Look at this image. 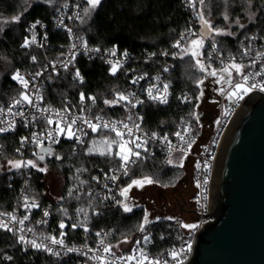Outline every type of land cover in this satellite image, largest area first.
I'll return each instance as SVG.
<instances>
[{
    "label": "trees",
    "instance_id": "obj_1",
    "mask_svg": "<svg viewBox=\"0 0 264 264\" xmlns=\"http://www.w3.org/2000/svg\"><path fill=\"white\" fill-rule=\"evenodd\" d=\"M27 0H0V54L8 60L11 70L7 71L0 80V101L6 102L16 98L20 89L13 82L12 76L17 69L36 71L44 66V57L41 52L22 47L28 35L31 23L39 21L47 26L49 33V46L47 56L51 60L63 58L70 48L67 32L57 30L52 24L55 10L62 4H81L86 8L87 0H57L53 6L45 2H35L26 5ZM197 12H202L204 17L217 20L212 27L224 26L221 15L224 9L228 10L232 18H244L246 5L251 10L257 11L256 21L243 29H236L235 35L216 34L210 38L217 44V51L225 58L231 56L241 59L245 65L247 57L242 56L243 48L249 45L246 37L255 36L251 41L253 53L264 51V0H191ZM187 0H101L100 5L91 13L84 16L83 22L77 25L79 38L90 46L97 47L101 52L115 48V51L126 52L129 61L118 68L115 75L110 72L102 56L87 59L78 55L73 66L67 71L51 73L45 78L44 104L48 107L59 109L68 108L70 103L76 104L81 99L91 103L90 97H95L96 111L107 117H120L121 105H106L105 100H114L115 93L131 92L133 80L140 73H154L165 64H169L171 71V99L165 105L146 102L142 107V128L147 133L169 135L172 137L178 129L182 119H194L193 112L197 114L201 100L199 96L202 87H197L196 81L200 80L204 72L195 67V60L191 55H184L176 51L174 45L177 41L188 46L193 37L189 35L191 13L186 7ZM28 6V7H27ZM27 7V9H26ZM19 16L18 23H9V20ZM209 20V19H208ZM7 21V23H4ZM200 22L199 16L197 23ZM184 34V39H181ZM200 51L203 53L202 61L205 65L211 64L213 69L221 66L212 57L210 47L205 45ZM168 54L165 59L164 54ZM35 57V60L32 58ZM33 61V62H32ZM77 70L82 77V82L75 77ZM204 93V92H203ZM190 97L188 102L186 97ZM217 99L215 108L217 112ZM197 121V120H196ZM202 129L197 127V134ZM23 132L17 131L13 135H6L1 139L3 152L0 157L8 160H18L19 139ZM112 135L99 131L91 136L86 145H75L64 141L56 147L54 156L45 164L55 167L62 177L60 196L53 200L47 195L44 183L45 172L30 167L29 172L20 169L11 173L0 175V212L13 211L20 198L27 193L31 200L38 204L34 209V216L40 217L42 210L48 205L52 206L48 232H53L67 242L95 243L103 233L111 235L110 243L116 252L118 244L122 241L140 239L149 236L153 240L154 249L158 253L177 244L175 240V227L180 220L164 219L144 225V231H139L145 215L144 209H134L125 212L123 206H117L108 201L104 196L91 193L96 184L94 178L106 177L121 171V161L117 156L101 155L104 150L99 144V149L89 153L88 148L93 147V138L100 141L103 137ZM59 157V159H57ZM121 187H127L133 179L151 177L159 185H173L186 178L183 167L168 166L162 161L159 152L148 153L138 159L124 176L121 174ZM84 181L85 183H81ZM26 182V183H25ZM26 184V185H25ZM71 190V195L69 191ZM78 197V198H77ZM84 212H78V209ZM65 227L61 229L60 224ZM73 225H77L73 227ZM83 225V226H79ZM85 228L88 230L85 231ZM61 232L64 236L61 237ZM100 233L99 236L96 234ZM7 257H11L8 259ZM0 264H73L70 259L60 258L43 249L23 245L10 231L0 229Z\"/></svg>",
    "mask_w": 264,
    "mask_h": 264
},
{
    "label": "built area",
    "instance_id": "obj_2",
    "mask_svg": "<svg viewBox=\"0 0 264 264\" xmlns=\"http://www.w3.org/2000/svg\"><path fill=\"white\" fill-rule=\"evenodd\" d=\"M67 5V7H65ZM194 5V6H193ZM186 7L191 13V25H190V32L196 33V35H190L193 37V39H197L200 34V22L197 23L198 15H197V9L195 7V4L193 1L190 2V0H187ZM77 14H79L81 17H83V8L81 4H62L60 5L54 12L53 18H52V24L57 30L65 31L67 32L69 36L70 41V48L67 50L63 58L59 60H51L47 56L46 49L49 46V33L47 31V26L43 23H31L28 27V35L27 39L30 41L29 45L26 47L28 49H34L36 51H39L42 53L44 57V66L36 71H25L22 69H17L16 72H19L23 75L25 80H27L28 87L25 89L17 80L13 79V82L17 85V87L20 89L21 92H27V94L31 97L33 104L36 105V107H33L31 105H28L27 103H24L22 105H17L12 108V111L14 113L16 112H23V116H12L7 114H0V121H3V123H0V128H7L9 127V123L14 124L13 127L9 128L8 131L0 132V155L3 152V147L1 145V139L6 135H13L17 131L21 130L23 132L22 136L19 139L20 143V149L18 151L19 159L21 161H27V160H34V161H40L38 159V155H44V157H53L56 153V147H58L62 142L67 141L74 143L75 145H86L87 142H89L91 136L95 135V133H98L99 131H105L109 134H111V138L115 139L116 134L115 132L110 131L109 129H103L101 128L97 132H93L91 128H89L86 124L83 123L82 120L78 119L76 124L73 125V130H76L78 128H82L84 132L87 133V135H84L82 132L77 131L76 135L80 136V142H78L75 137L68 138L67 133L65 134H57L54 129H56V123L55 121L58 119V117L55 115V111H60L63 113L69 120L71 121L72 117H84L87 119H91L93 123H97L96 117H102V122H124L129 125V127H133L134 123L139 125V131L134 130V137H140V140H137V143H141L142 141H147V144L145 147H147L148 151L144 152L143 149H137L141 152V157H145L148 153H154L159 152L162 155V161L165 165L168 166H177L180 160V157L183 155L182 152L173 150L171 152V155L169 154V141L172 145H175L177 147H184L187 148V145H184L183 142L177 137L175 134L170 137L169 135H159L157 134L155 138L152 137L151 133H147L143 128V114H142V107L146 102H151L158 105H165L167 104L171 99V82L169 79V72L171 71V67L169 64H165L160 70L154 72V73H140L138 74L134 80H136V83H133V87L131 89L130 93H134V97H130L132 100V103H135L136 100L142 101V103H137L135 107H132L131 104H128L125 101L120 102L121 105V116L120 117H107L104 114L96 111L95 104L93 101L89 103L87 100H83L81 102V99L76 103H70L68 101V111L65 112V109H59L55 107H48L44 104V85H45V78L51 74V73H57L59 71H67L70 69L72 64L74 63L75 59L78 57V55H83L87 59H93L97 56H102L105 63L111 67V64L108 61H121L122 64L120 67L124 66L129 61V56L124 55L125 52L120 53L116 52L115 56L111 55V50H107L105 52H101L97 47L90 46L86 42L82 41L78 34H77V25L81 21L77 18ZM35 24V28L32 27V25ZM69 29L71 32H69ZM189 32V33H190ZM33 33L35 34V43H31ZM212 43L210 39L206 40L204 38V46L207 45L210 47L211 55L212 57L219 63L221 67L223 65L221 64V60H223L225 63L229 61L228 58H225L221 53H218V51H213ZM75 45V47H73ZM181 47H175L176 51L180 52L181 48L184 47L183 43H180ZM247 47V46H246ZM98 49L99 51H95ZM217 49V44H216ZM74 54V58H73ZM165 59L168 58V54H164L163 56ZM247 63L250 64L251 60L255 57V54L252 52L250 56H246ZM69 61H71L69 63ZM236 61L239 63L242 60L237 59ZM33 62V61H32ZM67 63V69L64 68V64ZM261 64H264V60L259 61L255 68H245V72L254 71L258 72L260 71ZM119 67V68H120ZM167 68V71L165 69ZM37 73H40V75H37ZM13 74V75H14ZM233 76L235 77V73L233 72ZM140 77H143V79H139ZM156 77H159L157 80ZM237 80L238 77H235ZM133 80V81H134ZM257 81L264 80V75L256 77ZM251 82V81H250ZM167 84V102L161 103L159 100H153L149 98L148 95V89H153V95H159L161 98L165 95L164 93V85ZM154 86V87H153ZM157 89L159 92H157ZM254 92H260L264 94V92L257 90H253L252 92L248 93L244 96L242 100H239L237 103L233 104L229 102L228 99L225 98L224 95L218 93V99H217V112L215 113V117L213 120V124H209L201 119V115L199 111L197 110V115L199 117V123H197L194 119H187L184 118L180 122L178 129L175 133L180 132L182 135L185 136V139H195V143L192 144L191 149L188 151V154L186 158L183 160V168L186 170V174L191 175L194 184H195V191L193 192L192 198L190 200V203L183 199L182 197L179 200L178 206L179 211L182 213L191 214L192 220L191 221H184L182 223L184 224H197L198 227L194 230L185 229L180 226V223H178L175 227V240L177 241V244L173 247L164 250L160 253L154 249L153 240L150 238L149 242L144 241V236L140 239H132L129 241L130 245L123 249L121 252H116L112 247V252L115 253V257L111 256L108 253L103 252L104 245H110V239L111 235L108 233H103L102 236L95 242H85V243H75V242H67L64 240L65 247H61L60 245H53L50 243L48 239H44V237H51L54 236L57 239H61L57 235H55L53 232H48L47 227L50 220V212L52 209V206L48 205L46 208L42 210V214L40 217L34 216V209L38 208V204L31 200L28 197V194L25 193L19 200V203L17 207L11 211V212H0L4 213L5 215L0 216V221H4L8 224V227L11 229L10 232H12L18 239L21 235L25 236L26 240L36 239L37 243H40L43 241L45 245H48L53 249V251H58L60 255L58 257L64 258V259H70L73 264H101L100 260H93L89 259V257H92L93 255L96 256H104L107 258L108 261L115 260V264H136V261H124V260H116V257L120 256H128V255H137V253H133V248L140 249L142 248L144 252L149 256L150 259L156 260L160 259L162 262L164 260L168 261V264H177L175 260H172L171 256L169 255L170 251L177 250L179 251L181 248L186 249L183 255L180 257V259L183 261V264H190L193 261V258L195 256V251L197 247V239L200 233L204 230L205 225L208 222H214L217 219V216L209 213V207H210V191H211V181H212V173L214 171V164L216 161V157L219 151L220 144L222 142V139L238 110L244 105L248 97L253 94ZM20 96V94H19ZM10 99L6 102L0 101V108H3L5 110L8 109L9 106L12 105L13 101L17 98ZM37 96L40 97V99H37ZM186 100L188 102L191 101L190 97H186ZM46 108H50L54 111L50 112H44L43 110ZM83 109V111H81ZM227 110L228 114L225 115V111ZM131 116V119L129 117ZM33 117H36L37 119H33ZM45 117H50L54 123L52 125H49L47 123V119ZM217 121H220V123H217ZM202 129L201 134H197V127ZM211 125V129L207 130V126ZM61 127H65L64 123L61 122ZM121 125L117 123V128L119 129ZM190 128L191 131L188 133H185V129ZM52 132L53 138L56 139L57 142H53V139L48 137V133ZM127 130H125L126 132ZM33 133H36L38 135V142H34L33 140ZM167 136V140H163L162 138ZM22 138H27L24 140V143L22 144ZM125 139H129L127 135H125ZM42 146H49L54 149V152L51 154H40L39 149ZM131 146V145H130ZM117 146L114 145V149L112 151V156H116L117 152ZM173 160L172 164L168 163L169 159ZM133 159H136L133 157ZM138 160V159H137ZM136 160V161H137ZM197 162L200 163V168L198 169L196 167ZM207 162V168L205 167V163ZM133 164L129 165V168ZM20 170L24 173L30 171V167H21ZM121 174L126 176L124 174V170L121 169L119 173H114L105 179H98L95 178V185L91 189V193L97 194L99 196H104L106 200L111 201L115 203L117 206H123L121 203H117V201H122L124 203L125 198L120 195L121 190L123 187H121ZM115 176L116 179L112 180L111 177ZM186 176L185 179L188 177ZM207 179V184H204V180ZM26 183V182H25ZM198 184L200 185L198 187ZM26 185V184H25ZM25 197H27V201L25 200ZM206 198V199H205ZM199 200V203L197 202ZM32 205L33 203L36 205L35 207H25V204ZM189 204H192L193 210H189L188 206ZM203 205V207L201 206ZM189 210V211H187ZM45 211L48 212V216H45ZM10 214V215H9ZM15 216L16 219L12 220L11 217ZM24 216H28V219L24 221L23 224H20L19 221L23 220ZM174 220V219H173ZM31 228L33 231H28V229ZM3 229V228H0ZM20 229H23V231H20ZM7 230V229H3ZM9 231V230H7ZM103 240L104 244L102 245L100 241ZM139 240L140 244L137 245L136 241ZM23 245H26L28 247H32L30 244H26L21 242ZM187 244L191 245L190 250H187ZM67 248H75L79 251L74 252H67ZM43 249V248H41ZM88 249H92L93 251H88ZM44 250V249H43ZM49 253V252H48ZM83 253H87V255H84ZM51 254V253H50ZM139 258V257H138ZM145 264H147V261H145Z\"/></svg>",
    "mask_w": 264,
    "mask_h": 264
},
{
    "label": "snow or ice",
    "instance_id": "obj_3",
    "mask_svg": "<svg viewBox=\"0 0 264 264\" xmlns=\"http://www.w3.org/2000/svg\"><path fill=\"white\" fill-rule=\"evenodd\" d=\"M191 2V0H190ZM101 0H87V7L83 9L84 12V16H90L91 13L100 5ZM200 3L203 4L204 0H200ZM251 3V0H249V4ZM194 6V5H193ZM65 7H67V5H65ZM197 15L199 16L200 22H201V32L198 36L197 39H193L190 41L189 45L186 47L181 48V51L184 55H191V57L195 60V67L198 68L199 71L206 73V76H210V77H215V83L222 85L218 91L220 94L224 95L226 99H228L231 103L235 104L237 103L239 100H242L244 98L245 95H247L248 93L252 92L253 90H259L261 92H264V80L261 81H257L256 77L258 76H262L264 75V64H261L260 67V71L258 72H254V71H249V72H245V68H255L256 64L261 61L264 60V51H257L255 53V57L251 60L250 64L245 65L243 62H237L236 58L231 56V54H229V61L227 63H225L223 60H221V64L223 65V67L219 68V69H213L211 64L205 65L204 62L202 61V59H200V57H202L203 53L200 51V49H202L204 47V38L208 37L211 33H215L216 35H234L233 33H231L230 31H225L223 29H219V28H213L211 22L206 19L203 15L202 12H198ZM250 18H252L254 16L253 13H249ZM77 18L80 19L83 22V17H81L79 14H77ZM225 20L228 19V16L225 14ZM14 21H19L20 17L16 16L12 18ZM4 23H7V21H4ZM36 23H39V21H37ZM236 23L239 25L240 28H244L243 24L239 23V20L237 19ZM33 28H35V24L32 25ZM0 30H2V28H0ZM69 32H71V30L69 29ZM189 35H196V33H189ZM184 34H181V39L183 40ZM246 39L249 40V45L247 47H244L242 44V48H243V53L242 56H250L252 51H253V47H252V43L251 41H254L256 39L255 36L252 37H246ZM30 41L26 38L24 44L22 45V47H27L29 45ZM31 43H35V34L33 33V37H32V41ZM73 47H75V45H73ZM174 47H178L180 48V41H177L176 44L174 45ZM212 48L213 51H216V42L215 39L213 38V43H212ZM95 51H99L98 49H96ZM116 52H115V48H113L111 50V55L115 56ZM166 54V53H165ZM125 56H127V53H124ZM73 58H74V54H73ZM33 60H35V57L32 58ZM209 59H211V54H209ZM71 61H69L70 63ZM111 64V68H110V72L112 75H115L116 72L118 71V68L121 66L122 62L121 61H108ZM64 68L67 69V63H65ZM165 71H167V68L165 69ZM233 72L235 73V77H238L239 79L237 80L234 76H233ZM37 75H40V73H37ZM75 77L79 78L82 82V77H80V73L77 70V72L75 73ZM12 79L17 80L25 89H27L28 87V81L25 80V78L23 77L22 74H20L19 72H16L13 76ZM139 79H143V77H140ZM156 79L158 80L159 77H156ZM251 81V82H250ZM137 81L134 80L133 83H136ZM203 79H200L198 81H196L197 83V87H199L201 84H203ZM154 87V86H153ZM167 88L168 85L165 84L164 85V93L165 95L163 96V98H161L159 95H153V89L149 88L148 91V95L150 99L153 100H159L161 103H166L167 102ZM157 92H159V90L157 89ZM134 93H128L127 95H125L123 92H117L115 93L116 98L114 100H105L104 103L106 105H114L117 103H120L122 101L127 102L128 104H131L132 107H135L137 103H142V101L140 100H136L135 103H132V100L130 99V97H134ZM203 96V90H201L199 96H197V99L199 100L200 97ZM37 99H40L39 96H37ZM89 99H91L93 101V103H95V97H90ZM84 100V94L81 93V102H83ZM24 103H27L28 105H31L33 107H36V105L33 104V101L31 99V97L27 94V92H21L19 98L15 99L12 103L11 106L8 107V109L5 110L3 108H0V114H7V115H12V116H23L24 113L23 112H16L14 113L12 111V108L17 106V105H22ZM44 112H50V111H54L50 108H46L43 110ZM65 112L68 111V109L66 108L64 110ZM81 111H83V109H81ZM228 112L227 110L225 111V115H227ZM55 115L58 117V119L55 121L56 123V129H54V131L59 135V134H65L67 133L68 138H73L75 137V139L80 142V136L76 135V132H82L84 135H87L86 132L83 131L82 128H78L76 130H73V125L76 124L77 120L80 119L83 121L84 124H86L89 128H91V130L93 132H97L98 130H100L101 128L103 129H109L112 132H115L116 134V138L113 139L111 137H103L102 140L99 141V143L104 147L103 151H100L101 155H112V147L113 145H116L118 148V151L115 153L116 156L120 159L121 161V165L120 167L124 170V174L127 175L128 171H129V165L130 164H134L136 163L137 159H141V152L138 151L137 149H143L144 152H147L148 149L147 147H145V145L147 144V141H142L141 143H137V140H140V137H134V130L139 131V125L135 124L133 125V127H129V125L127 123L124 122H102L103 118L97 116L96 120L97 123H93L91 119H87L84 117H72L71 121L69 122L68 118L61 113L60 111H55ZM192 115L194 116V118L197 120V123H199V117L198 115L193 112ZM47 119V123L49 125H52L54 123V121L50 118V117H45ZM33 119H37L36 117H33ZM129 119H131V116L129 117ZM61 122L64 123L65 127H61L60 124ZM0 123H3V121H0ZM117 123H119L121 125V127L118 129L117 128ZM217 123H220V121H217ZM14 124L9 123V127L7 128H0V132H5L8 131L9 128L13 127ZM125 130H127L125 132ZM191 129L190 128H186L185 129V133L190 132ZM125 135H127L129 137V139H125ZM156 133L152 134V137L155 138L156 137ZM175 135L177 137H179V139L183 142L184 145H187V148L184 147H177L175 145H172L171 142L169 141V154L171 155V152L173 150L176 151H180L183 153V155L180 157L179 163H178V167H182L183 166V160L184 158H186L188 151L191 149L192 144L195 143V139H185V136L182 135L180 132L175 133ZM48 137L53 139V142H57L55 138H53L52 136V132L50 131L48 133ZM27 138H22L21 143H24V140H26ZM163 140H167V136L162 138ZM33 140L34 142H38V135L36 133H33ZM97 144V141H93V147H90L87 149V151L89 153L97 150L95 145ZM131 145V146H130ZM19 151V149L17 150ZM43 151L50 153L52 150L51 148L48 149H43ZM133 157H135L136 159H133ZM38 159L40 161L44 160V155H38ZM57 159H59V157H57ZM169 164L173 163V160L170 158L168 160ZM8 164L11 166V168H15V169H20L21 167H37V164L35 161L33 160H27V161H21V160H9ZM207 162L205 163V167L207 168ZM196 167L199 169L200 168V163L197 162ZM40 171H46V168H40ZM95 179V178H94ZM112 180H115L116 177L112 176L111 177ZM155 181L152 180L151 177H143L142 179H133L132 182L125 188H123L120 192V195L123 196L125 198V200L128 199V192L129 190L135 186V187H143L145 184H152ZM81 183H85L84 181H82ZM204 184H207V179L204 180ZM200 185L198 184V187ZM69 195H71V190L69 191ZM78 198V197H77ZM206 199V198H205ZM25 200L27 201V197H25ZM199 203V200L197 201ZM117 203H121L123 205V210L125 212H131L132 208L128 206L127 203H123L122 201H117ZM36 205L33 203L32 205H28L27 203L25 204V207H35ZM203 207V205H201ZM78 212H84V209H78ZM5 215L4 213H0V216ZM10 215V214H9ZM45 216H48V212L45 211L44 213ZM12 220H15L16 217L12 216L11 217ZM28 219V216H24L23 220H20L19 223L23 224L25 220ZM168 219H173L171 217H169ZM150 223L149 219H148V213L147 211H145V215L143 218V223L141 224L139 231L143 232L144 231V225ZM77 225H73V227H76ZM79 226H83V225H79ZM180 226L185 228V229H189V230H194L198 227L197 224H184L182 222H180ZM61 229H63L65 227V225L63 223L60 224ZM0 228L3 229H7L9 231H11V229L8 227V224L5 223L4 221H0ZM88 229L85 228V231H87ZM20 231H23V229H20ZM28 231H33V229L29 228ZM61 237L64 236V233L61 232ZM97 236L100 235V233L96 234ZM44 239H48L50 241L51 244L53 245H60L61 247H65L64 245V240L61 239H57L54 236L51 237H44ZM149 236H144V241L145 242H149ZM19 241L26 243V244H30L32 247L37 248V249H41L43 248L45 251L51 253L52 255L55 256H59L60 253L58 251H53V249L51 247H49L48 245H45L43 243V241H41L40 243H37L36 239H31V240H26L25 236L21 235L19 237ZM124 242H127V239H125ZM100 243L103 245L104 241L101 240ZM136 244L139 245L140 241L137 240ZM191 245L187 244V250H190ZM186 249L181 248L179 251L177 250H172L170 251L169 255L171 256L172 260H175L177 262V264H183V261L180 259V257L183 255V253L185 252ZM74 251H79L78 249L75 248H67V252H74ZM88 251H93L92 249H88ZM133 253H137V255H128V256H120V257H116V260H124V261H136V264H145V261H147V264H168L167 260H164L163 262L160 259H156V260H152L149 258V256L144 252V250L142 248L137 249V248H133ZM103 252L104 253H108L111 256L115 257V253L112 252V246L110 245H104L103 247ZM84 255H87V253H83ZM139 257V258H138ZM8 259H11V257H7ZM89 259H93V260H100L101 264H115V260L112 261H108L106 257L104 256H96L93 255L92 257H89Z\"/></svg>",
    "mask_w": 264,
    "mask_h": 264
},
{
    "label": "water",
    "instance_id": "obj_4",
    "mask_svg": "<svg viewBox=\"0 0 264 264\" xmlns=\"http://www.w3.org/2000/svg\"><path fill=\"white\" fill-rule=\"evenodd\" d=\"M48 148L50 153L43 151ZM53 152L49 146L39 149L40 154ZM50 159L44 157L43 162ZM209 213L217 219L198 236L190 264H264V94L260 92L248 97L222 139L212 173Z\"/></svg>",
    "mask_w": 264,
    "mask_h": 264
},
{
    "label": "rangeland",
    "instance_id": "obj_5",
    "mask_svg": "<svg viewBox=\"0 0 264 264\" xmlns=\"http://www.w3.org/2000/svg\"><path fill=\"white\" fill-rule=\"evenodd\" d=\"M45 2L50 6H53L56 4L57 0H27L26 5H30L35 2ZM27 6V7H28ZM26 7V9H27ZM249 13H253L254 16L250 18ZM225 14L228 16V19L225 20ZM245 17L240 18H232L231 14L228 12V10L224 9L221 13L223 19H224V26L219 27V29H223L225 31H230L235 35L236 29H243L240 28L239 25L236 23L237 19L239 20L240 24L244 25V28L255 22L256 21V16H257V11L251 10L250 6L246 5V10H244ZM16 17V16H15ZM209 21L211 24H213L217 18L213 19L212 17H208ZM19 21H14L12 18L9 20V23H18ZM217 37H220L221 35H216ZM228 36V35H226ZM232 36V35H229ZM11 70V66L9 65L8 60L0 54V80L2 78V75H4L7 71ZM198 70V68H197ZM199 71V70H198ZM208 78L209 76H206V73H204V76L200 77V79H203V84L200 86L203 89V86H206L208 83ZM213 84V83H212ZM216 109V108H215ZM213 122L211 123V125ZM211 125L207 126V130L211 129ZM109 137V136H107ZM93 141H97V144L95 145L96 149H99V141L96 140L95 138L92 139L91 143L93 145ZM114 149V145L112 147V151ZM118 151V149H117ZM96 152V151H95ZM112 156V155H111ZM8 159L0 157V175L1 174H6V173H11L14 170H17L15 168H11V166L8 164ZM15 161V160H13ZM34 161V160H33ZM37 164L36 169L40 168H46L45 174H44V183L47 187V195L53 200H57L60 196L61 192V187H62V177L58 173L55 167L49 166L45 164L43 161H35ZM188 178L184 181L183 184H171L168 186L164 185H159L157 182H154L152 184H145L143 187H135L133 186L129 192H128V199L124 201V203H127L129 207L132 208L133 205H144L146 207L147 213H148V219L150 223H152L153 217L157 215H161L168 219L169 217L173 218L174 220H180L182 222L184 221H191L192 220V215L187 214V213H182L178 211L176 208H170L169 203L171 202L172 198L174 195H178L180 190L182 189H187L191 188L192 192L191 195L189 196V202L192 198L193 192L195 191V184L194 181L191 177V175L187 176ZM153 180V178H152ZM155 181V180H153ZM190 209V205L188 206ZM133 210V208H132ZM189 211V210H187ZM148 223V224H150ZM130 240H127V242L122 241L121 243L118 244V249L123 250L129 246Z\"/></svg>",
    "mask_w": 264,
    "mask_h": 264
},
{
    "label": "flooded vegetation",
    "instance_id": "obj_6",
    "mask_svg": "<svg viewBox=\"0 0 264 264\" xmlns=\"http://www.w3.org/2000/svg\"><path fill=\"white\" fill-rule=\"evenodd\" d=\"M215 79H216L215 77L209 76L207 85L203 86L204 97L202 98L201 104L198 107V111L201 115V119H203V121H205L206 123L208 121L209 124L212 123L214 120L215 113H216L215 98L219 93L218 89L222 86V85L216 84L214 82ZM191 192H192L191 188L180 190L178 195H174V197L172 198L171 202L169 203V207L176 208L179 211L178 203H179L180 198L182 197L183 199L188 201V203H190L189 196L191 195ZM189 205H190L189 210H193L192 204H189ZM137 207H141V209L147 210L144 205L135 204L132 206L133 210ZM164 219L166 218L161 215H157L153 217V220L155 221H160Z\"/></svg>",
    "mask_w": 264,
    "mask_h": 264
},
{
    "label": "crops",
    "instance_id": "obj_7",
    "mask_svg": "<svg viewBox=\"0 0 264 264\" xmlns=\"http://www.w3.org/2000/svg\"><path fill=\"white\" fill-rule=\"evenodd\" d=\"M129 242V241H128ZM130 243V242H129ZM130 245V244H129Z\"/></svg>",
    "mask_w": 264,
    "mask_h": 264
}]
</instances>
